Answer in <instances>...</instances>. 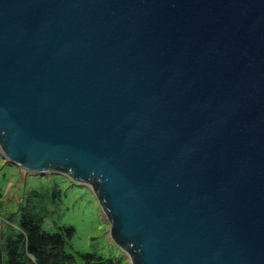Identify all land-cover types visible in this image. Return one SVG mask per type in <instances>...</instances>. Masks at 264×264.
Returning <instances> with one entry per match:
<instances>
[{
    "label": "water",
    "instance_id": "1",
    "mask_svg": "<svg viewBox=\"0 0 264 264\" xmlns=\"http://www.w3.org/2000/svg\"><path fill=\"white\" fill-rule=\"evenodd\" d=\"M0 148L132 264H264V0H0Z\"/></svg>",
    "mask_w": 264,
    "mask_h": 264
},
{
    "label": "rangeland",
    "instance_id": "2",
    "mask_svg": "<svg viewBox=\"0 0 264 264\" xmlns=\"http://www.w3.org/2000/svg\"><path fill=\"white\" fill-rule=\"evenodd\" d=\"M23 207H32L43 215V228L49 231H57V225L74 226L76 233L70 240V251L128 257V264H132L128 253L113 239L110 221L89 184L58 171L27 173L22 166L8 161L0 148L2 242L10 235L16 236ZM79 264H84L81 259Z\"/></svg>",
    "mask_w": 264,
    "mask_h": 264
},
{
    "label": "trees",
    "instance_id": "3",
    "mask_svg": "<svg viewBox=\"0 0 264 264\" xmlns=\"http://www.w3.org/2000/svg\"><path fill=\"white\" fill-rule=\"evenodd\" d=\"M56 192L57 188L54 196ZM44 218L32 207H27L20 215L16 236L10 235L2 242L0 231V264H79L80 259L84 264L130 263L128 257L70 251L68 247L76 228L72 225H57V231L52 232L43 228Z\"/></svg>",
    "mask_w": 264,
    "mask_h": 264
}]
</instances>
